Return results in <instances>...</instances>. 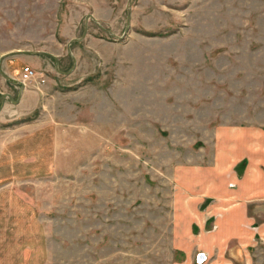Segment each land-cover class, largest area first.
<instances>
[{
	"label": "rangeland",
	"instance_id": "1",
	"mask_svg": "<svg viewBox=\"0 0 264 264\" xmlns=\"http://www.w3.org/2000/svg\"><path fill=\"white\" fill-rule=\"evenodd\" d=\"M251 133L264 0H0V264H181L196 171Z\"/></svg>",
	"mask_w": 264,
	"mask_h": 264
},
{
	"label": "crops",
	"instance_id": "2",
	"mask_svg": "<svg viewBox=\"0 0 264 264\" xmlns=\"http://www.w3.org/2000/svg\"><path fill=\"white\" fill-rule=\"evenodd\" d=\"M40 57L21 55L28 64L42 63ZM241 134L218 137L209 172L201 167L193 177L196 231L181 264H196L199 254L200 264H253L252 249L264 240V136Z\"/></svg>",
	"mask_w": 264,
	"mask_h": 264
},
{
	"label": "built area",
	"instance_id": "3",
	"mask_svg": "<svg viewBox=\"0 0 264 264\" xmlns=\"http://www.w3.org/2000/svg\"><path fill=\"white\" fill-rule=\"evenodd\" d=\"M36 75V72L35 70L33 69V67H31L30 65H27L24 67L23 71H22V75H21V80L23 82H28V81H31ZM200 254L197 256V262L198 263H201L200 262Z\"/></svg>",
	"mask_w": 264,
	"mask_h": 264
},
{
	"label": "water",
	"instance_id": "4",
	"mask_svg": "<svg viewBox=\"0 0 264 264\" xmlns=\"http://www.w3.org/2000/svg\"><path fill=\"white\" fill-rule=\"evenodd\" d=\"M17 52H22V53H29V54H31L32 53V51H29V50H27V51H23V50H19V51H17ZM37 53H40V52H37ZM9 95V94H8ZM10 96V95H9ZM14 102H18V100H14V99H12Z\"/></svg>",
	"mask_w": 264,
	"mask_h": 264
}]
</instances>
